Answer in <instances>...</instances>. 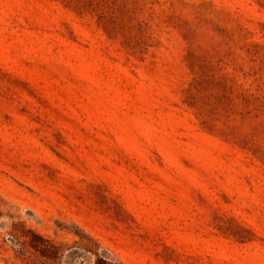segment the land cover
Returning <instances> with one entry per match:
<instances>
[{
  "label": "rangeland",
  "instance_id": "rangeland-1",
  "mask_svg": "<svg viewBox=\"0 0 264 264\" xmlns=\"http://www.w3.org/2000/svg\"><path fill=\"white\" fill-rule=\"evenodd\" d=\"M29 231L264 264V0H0V264Z\"/></svg>",
  "mask_w": 264,
  "mask_h": 264
},
{
  "label": "trees",
  "instance_id": "trees-1",
  "mask_svg": "<svg viewBox=\"0 0 264 264\" xmlns=\"http://www.w3.org/2000/svg\"><path fill=\"white\" fill-rule=\"evenodd\" d=\"M25 238L21 241V236H13L14 244L17 245V255L24 264H59V260L64 256V252L73 250L75 247H65L54 244L49 239L29 231L23 235ZM85 251L90 252V250ZM73 254L70 252V255ZM95 264H108L106 259L97 257Z\"/></svg>",
  "mask_w": 264,
  "mask_h": 264
}]
</instances>
